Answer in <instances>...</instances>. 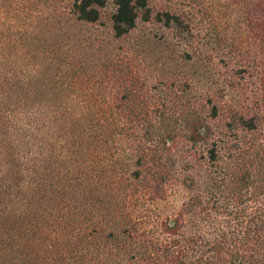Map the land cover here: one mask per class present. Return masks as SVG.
<instances>
[{
  "label": "trees",
  "instance_id": "1",
  "mask_svg": "<svg viewBox=\"0 0 264 264\" xmlns=\"http://www.w3.org/2000/svg\"><path fill=\"white\" fill-rule=\"evenodd\" d=\"M234 4L0 0V264H264V0Z\"/></svg>",
  "mask_w": 264,
  "mask_h": 264
},
{
  "label": "rangeland",
  "instance_id": "2",
  "mask_svg": "<svg viewBox=\"0 0 264 264\" xmlns=\"http://www.w3.org/2000/svg\"><path fill=\"white\" fill-rule=\"evenodd\" d=\"M165 1L170 6L175 5L178 8H185L187 10H190L192 6L196 7V10L198 8H201L200 6H203L204 9L207 11V14H212L214 18H216V15H218L219 13H222L221 16H223L224 19L230 17L232 18L233 22L234 20L238 21L236 25L239 26L240 28L244 24V21L239 18V13L236 12V5L234 4L235 0H165ZM236 30H239V28L236 27ZM244 32L245 31H242L241 33L243 34ZM240 36L241 34H239V37ZM186 194L187 193L185 189L179 187L176 193H172L168 196L167 201H162L160 203L162 206L166 208H172L173 206L175 207L179 204V202L183 199V197Z\"/></svg>",
  "mask_w": 264,
  "mask_h": 264
}]
</instances>
